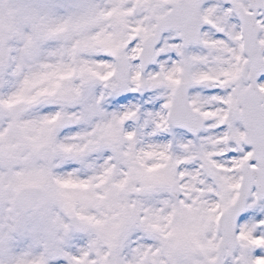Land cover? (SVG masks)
Instances as JSON below:
<instances>
[{
  "label": "rangeland",
  "instance_id": "1",
  "mask_svg": "<svg viewBox=\"0 0 264 264\" xmlns=\"http://www.w3.org/2000/svg\"><path fill=\"white\" fill-rule=\"evenodd\" d=\"M211 1L216 8L220 0ZM166 10L165 0H0V154L10 158L0 164V264H195L196 250L214 257L219 214L250 153L237 146L242 130L232 118L246 89L241 48L230 33L209 41V51L183 48L169 31L142 71V41ZM215 11L220 24L230 9ZM20 54L33 70L27 77ZM115 55L129 62L125 87L115 80ZM208 78L229 90H207ZM184 80L192 109L208 118L197 136L169 123ZM63 115L76 124L61 129ZM44 145L54 150L50 163L37 156ZM27 186L47 195L38 211L17 205ZM150 186L155 194H133ZM71 215L91 230L75 231ZM237 235L225 264H264V200L255 194Z\"/></svg>",
  "mask_w": 264,
  "mask_h": 264
},
{
  "label": "water",
  "instance_id": "2",
  "mask_svg": "<svg viewBox=\"0 0 264 264\" xmlns=\"http://www.w3.org/2000/svg\"><path fill=\"white\" fill-rule=\"evenodd\" d=\"M251 7L254 13L245 15L244 29L246 32V43L248 50V60L245 62L251 66L250 74L247 75L246 67L243 70L242 76L245 80H249L247 89L248 106L242 111H235L234 117L238 121H242L246 135L245 143L253 146L251 156L243 161L242 164V180L239 187V192L234 201L220 214L218 228L221 231V240L219 241L216 255L213 259H203L195 264H224L226 257H233L236 248V222L240 215L246 209V200L253 188H256L259 199L264 198V92H261L256 84L259 76L264 74V59L261 58L262 50L254 47L255 39L257 38V30L252 25V21L256 16V11L259 8V0H250ZM171 9L166 12L157 21V26L151 35H149L142 43L140 53L141 67L144 68L154 61V49L164 32L170 29H179L181 31V39L185 46L192 42H198L199 36L197 33L203 22L198 16V2L193 4L186 0H179L170 3ZM237 12L241 16L242 8H238ZM244 19V18H243ZM114 60L117 64L116 79L126 85L129 72L127 70L128 60L121 56H115ZM213 79L207 81L206 86L209 89H217L219 86L212 85ZM190 84L187 82L180 83L176 89L172 99L169 112L170 122L179 128H183L188 132L196 135L203 128L205 118L194 112L188 99ZM76 122L75 118L65 115L61 119V127L72 126ZM38 158L47 162L53 160L54 151L50 146H42L38 149ZM256 161V167H250V161ZM10 159L6 155L0 154V164L7 166ZM155 192L154 187L142 188L135 190L136 195H147ZM173 196L180 195L179 185L173 183L170 188ZM47 196L39 187L30 186L21 189L17 193V202L25 212L31 210H39L47 203ZM70 224L80 232H87L90 226L80 221L76 216L69 217ZM200 257V252L197 253Z\"/></svg>",
  "mask_w": 264,
  "mask_h": 264
},
{
  "label": "flooded vegetation",
  "instance_id": "3",
  "mask_svg": "<svg viewBox=\"0 0 264 264\" xmlns=\"http://www.w3.org/2000/svg\"><path fill=\"white\" fill-rule=\"evenodd\" d=\"M189 3H195L198 2V13L200 16L204 19V24L201 28L200 36H201V42L199 45H191L196 46L197 48H202L203 51H208L211 48V45H209V41H213V39H216L215 37H222V38H229L232 39L230 34H235L234 38L238 40V48L240 46L241 50L240 53V59L243 63L241 72L244 70L245 65L244 61L246 59L248 50L247 43H246V32L244 29V23L242 20H245V15L249 12H251V2L250 0H242V2H238L236 4H229L225 3L224 1H219L218 6L214 8L212 6L211 0H187ZM221 6L227 7L230 9L229 14L227 15V18L223 20L220 24L216 23V15L219 14L218 11H215L217 8H220ZM242 8L241 16L244 18H240L237 9ZM227 19L229 21H227ZM236 26H234V24ZM215 24H218V27L223 29L221 31L220 29L216 28L217 26ZM254 24V28L257 30V38L255 39L254 47L262 50V57H264V0H259V8L256 12V16L254 20L252 21V25ZM207 63L204 65L206 66ZM249 68H246V71H248ZM264 79V75L259 79ZM227 84L230 87V83L227 82Z\"/></svg>",
  "mask_w": 264,
  "mask_h": 264
},
{
  "label": "bare ground",
  "instance_id": "4",
  "mask_svg": "<svg viewBox=\"0 0 264 264\" xmlns=\"http://www.w3.org/2000/svg\"><path fill=\"white\" fill-rule=\"evenodd\" d=\"M19 61H20V64L22 66V70L21 72L22 73H25V76L30 72V74L32 73L33 70H30V65L26 62V60L22 57V55L20 54L19 56ZM44 64H47V63H39V66H42ZM20 70V69H19ZM34 73V72H33ZM27 77V76H26ZM65 172H66V175L67 176H70L71 173H70V170L67 168L65 169Z\"/></svg>",
  "mask_w": 264,
  "mask_h": 264
}]
</instances>
